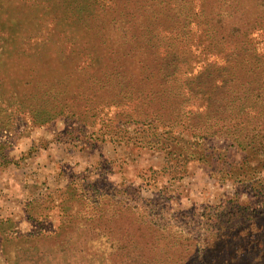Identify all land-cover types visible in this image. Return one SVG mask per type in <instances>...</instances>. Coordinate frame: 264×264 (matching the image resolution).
Segmentation results:
<instances>
[{"label":"rangeland","instance_id":"rangeland-1","mask_svg":"<svg viewBox=\"0 0 264 264\" xmlns=\"http://www.w3.org/2000/svg\"><path fill=\"white\" fill-rule=\"evenodd\" d=\"M236 200L264 264V0H0V264H90L91 223L211 264Z\"/></svg>","mask_w":264,"mask_h":264},{"label":"trees","instance_id":"trees-1","mask_svg":"<svg viewBox=\"0 0 264 264\" xmlns=\"http://www.w3.org/2000/svg\"><path fill=\"white\" fill-rule=\"evenodd\" d=\"M242 169L243 166H241V171ZM229 172L230 170L226 172V174H229ZM230 201H231L230 199L226 200V202H230ZM237 201L238 200H236V202H233L232 204L237 209V211L240 212V216H245V214H247L243 219V222L240 225H237V223L235 222L236 218L234 217V213H230L229 210L227 212L226 208H221L222 205L221 206L218 205L214 207L215 209L214 214L212 216V219L211 218L210 219L211 222L213 223V228H216L217 231L210 233L208 236L203 238L205 245L204 247H202V249L198 248L197 251L193 250L191 253L196 252L198 256L205 255V258H207V256L210 255V257L213 258L211 264H239L242 262L240 254L241 252H245V251L241 250V248L246 249L248 251L251 240L245 239L244 244L238 243L236 245L234 241V237L227 236L225 235L224 232H222V231L233 232L236 229H240L243 226H247L249 227V229L246 231L247 232L246 235H251V230L255 225V221H254L255 217H253L254 214L249 208L245 207L244 205H242L240 202ZM262 214L263 213H260V215ZM263 219H264V215H262V218H260V220ZM70 223H72V221L70 220L65 221L66 225L62 226L61 224L59 226V231L60 230L61 232L65 231V233L70 231L72 229V225ZM63 225H64V221H63ZM141 225L143 226V224ZM96 226L99 225L95 223H91V225H89L88 228L95 229V231L98 232L99 235L97 237H92L84 241L85 245L90 246V249H92V251H90L89 253V254H93L92 256L89 257L90 264H164V262L166 263L171 262L170 264H173V259L169 261V257L172 255V253L169 254V252L167 253V251H163V249L166 246L158 249L159 246L156 244L159 238L157 239L155 235L148 237V235L144 236L141 234H132V235L126 234V237L119 239H117V237L114 236H107L104 238L103 235H100L101 233H103L101 232V228ZM140 229L142 228L140 227L138 231ZM103 231L106 230L103 229ZM108 232L110 231L108 230ZM38 235L40 234L31 233V234H26V237H32V238L43 237V235H41L42 237ZM61 235L62 234L55 236V239H58L59 236ZM260 246L264 247V242L260 241L257 247ZM222 248H225L224 252L220 250ZM159 255H162V257L168 255V257L166 259H162V257L160 258ZM186 256H189V254L184 253L180 257L179 259V261H181L180 264H189L190 260H188ZM195 258H196V263L199 264L200 263L198 260L199 257L195 256Z\"/></svg>","mask_w":264,"mask_h":264}]
</instances>
